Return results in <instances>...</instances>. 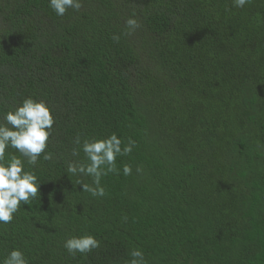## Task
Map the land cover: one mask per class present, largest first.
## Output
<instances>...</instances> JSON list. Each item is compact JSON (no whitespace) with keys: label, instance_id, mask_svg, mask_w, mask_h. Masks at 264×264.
<instances>
[{"label":"trees","instance_id":"1","mask_svg":"<svg viewBox=\"0 0 264 264\" xmlns=\"http://www.w3.org/2000/svg\"><path fill=\"white\" fill-rule=\"evenodd\" d=\"M82 5L58 17L48 0H0V119L28 96L55 118L53 159L25 163L37 198L0 224V261L19 248L29 264H129L139 248L148 264H264V0ZM112 133L135 146L92 197L67 173L87 163L74 140ZM85 234L100 247L68 254Z\"/></svg>","mask_w":264,"mask_h":264},{"label":"clouds","instance_id":"2","mask_svg":"<svg viewBox=\"0 0 264 264\" xmlns=\"http://www.w3.org/2000/svg\"><path fill=\"white\" fill-rule=\"evenodd\" d=\"M250 0H232L234 8L242 9ZM48 5L58 16L63 17L69 9L79 12L82 0H48ZM125 26L127 31L123 35H131L141 27L135 18L130 16ZM114 41L120 36L114 35ZM55 118L52 109L45 100H37L31 96L22 99L14 110L3 113L0 119V224H9L14 220L22 205H29L37 198L40 182L34 171L27 170L25 163L35 168L43 154L44 160H52L53 154L48 151ZM77 148H73L72 156L77 157L80 151L84 153L87 163L69 162L67 173L87 176L92 179L91 184L79 182L85 192L92 197H104L105 188L101 180L109 173H119L117 157L130 155L135 142L129 140L123 143L117 134L112 133L106 138H83L77 135L74 140ZM123 144V147H122ZM14 149L19 156L11 155L6 159V150ZM137 172L141 169L138 167ZM124 176L132 174V167L125 164L122 169ZM100 247V241L90 234L73 235L65 239L63 248L68 254L86 255ZM129 264H148L145 254L139 248L130 253ZM0 264H29L23 251L19 248L11 250Z\"/></svg>","mask_w":264,"mask_h":264}]
</instances>
